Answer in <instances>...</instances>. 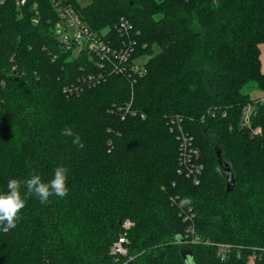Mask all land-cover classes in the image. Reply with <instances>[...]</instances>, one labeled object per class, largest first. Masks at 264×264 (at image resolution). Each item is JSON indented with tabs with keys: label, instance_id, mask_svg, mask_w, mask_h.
I'll use <instances>...</instances> for the list:
<instances>
[{
	"label": "trees",
	"instance_id": "trees-1",
	"mask_svg": "<svg viewBox=\"0 0 264 264\" xmlns=\"http://www.w3.org/2000/svg\"><path fill=\"white\" fill-rule=\"evenodd\" d=\"M79 14L107 39L127 18L144 72L96 82L86 52L60 48L49 0H0V192L33 170L45 182L69 170L66 197H30L0 230V264H246L264 248V0H87ZM181 132L203 166L198 184L178 173ZM171 197L191 198L199 243L184 241ZM122 235L124 257L110 249ZM219 243L231 246L223 259Z\"/></svg>",
	"mask_w": 264,
	"mask_h": 264
},
{
	"label": "built area",
	"instance_id": "built-area-1",
	"mask_svg": "<svg viewBox=\"0 0 264 264\" xmlns=\"http://www.w3.org/2000/svg\"><path fill=\"white\" fill-rule=\"evenodd\" d=\"M29 0H16V5L22 7ZM87 0H49L53 11L54 22L52 23V33L58 41L61 49L65 52L69 51L73 57H78L82 52H86L88 57L92 59V63L99 72L96 76V82L104 76L110 75H139L144 72V66L140 58H133L134 32L129 20L125 17L113 25L112 33L114 39H107L108 30H102L99 34L93 32L90 27L82 20L79 14V6H83ZM35 16L33 23L37 24V7L32 4ZM104 72V74H103ZM104 75V76H103ZM90 83L94 82V78L87 75ZM70 92L75 91L76 87L67 88ZM253 106L251 104L243 107L241 111V126L249 127L250 120L253 116ZM260 131L255 128L252 132ZM180 153L178 161L181 167L178 169L179 174L191 177L194 184L199 183L200 173L203 166L198 160V151L192 146V138L185 133H180L179 137ZM198 162V163H197ZM177 197L170 198V204L176 206L178 214L185 222L187 228L185 231L184 241L191 244L199 243V238L195 235L193 218L190 207L180 206ZM133 223L129 220L122 225L124 230H129ZM127 238L125 235L118 237L111 245V254L121 257L127 256ZM206 244V242H204ZM217 254L223 259L225 254L231 249V246L225 244H217ZM253 251L246 256V264H256L259 259L264 258V248Z\"/></svg>",
	"mask_w": 264,
	"mask_h": 264
},
{
	"label": "clouds",
	"instance_id": "clouds-1",
	"mask_svg": "<svg viewBox=\"0 0 264 264\" xmlns=\"http://www.w3.org/2000/svg\"><path fill=\"white\" fill-rule=\"evenodd\" d=\"M61 135L65 137H74L72 143L78 148L83 149L84 144L80 135L74 133L70 126L61 130ZM68 168L58 166L54 170L53 178L45 182L42 177L33 170L29 177L23 181L19 179H9L7 182V191L0 192V230L7 232L17 226V222L22 218L21 212L26 207L30 197H36L40 203L47 204L50 197L64 198L69 193L67 186ZM26 191L21 193V189ZM180 206L191 204L190 197H184L179 201Z\"/></svg>",
	"mask_w": 264,
	"mask_h": 264
},
{
	"label": "crops",
	"instance_id": "crops-1",
	"mask_svg": "<svg viewBox=\"0 0 264 264\" xmlns=\"http://www.w3.org/2000/svg\"><path fill=\"white\" fill-rule=\"evenodd\" d=\"M259 58L261 59L260 61V69L261 72H264V44L261 45L260 47V56ZM255 93V97H262V94L260 92H254Z\"/></svg>",
	"mask_w": 264,
	"mask_h": 264
},
{
	"label": "rangeland",
	"instance_id": "rangeland-1",
	"mask_svg": "<svg viewBox=\"0 0 264 264\" xmlns=\"http://www.w3.org/2000/svg\"><path fill=\"white\" fill-rule=\"evenodd\" d=\"M142 60H145V58H143ZM256 92V91H254ZM253 92V87L249 84L245 85L243 88V93L249 95L250 98H254L255 97V93ZM220 244V243H219Z\"/></svg>",
	"mask_w": 264,
	"mask_h": 264
},
{
	"label": "water",
	"instance_id": "water-1",
	"mask_svg": "<svg viewBox=\"0 0 264 264\" xmlns=\"http://www.w3.org/2000/svg\"><path fill=\"white\" fill-rule=\"evenodd\" d=\"M217 156H218V154H217ZM225 169H226V167H225ZM228 181H229V179H228ZM226 188H227V191H228V190H229V188H228V185H227V187H226ZM180 241H181V239H180Z\"/></svg>",
	"mask_w": 264,
	"mask_h": 264
}]
</instances>
